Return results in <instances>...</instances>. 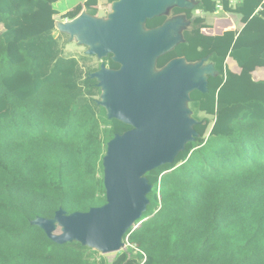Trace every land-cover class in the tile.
<instances>
[{
	"label": "trees",
	"instance_id": "obj_1",
	"mask_svg": "<svg viewBox=\"0 0 264 264\" xmlns=\"http://www.w3.org/2000/svg\"><path fill=\"white\" fill-rule=\"evenodd\" d=\"M58 1L0 0V264H142L144 255L143 264H264V81L253 76L264 67V0H243L235 9L228 1L190 0L194 10H171L193 23L158 69L176 58H209L217 75L207 94L191 95L200 138L173 165L146 175L150 205L126 235L138 251L113 261L80 243L59 245L31 224L61 208L71 214L105 205L108 143L131 130L109 121L95 99V70L65 56L54 37ZM219 4L242 15L241 31L203 33L205 19L193 12L213 14ZM228 58L240 74L227 69ZM110 68L119 65L110 59Z\"/></svg>",
	"mask_w": 264,
	"mask_h": 264
},
{
	"label": "water",
	"instance_id": "obj_2",
	"mask_svg": "<svg viewBox=\"0 0 264 264\" xmlns=\"http://www.w3.org/2000/svg\"><path fill=\"white\" fill-rule=\"evenodd\" d=\"M190 0H115L107 19L82 13L58 23L57 30L87 48L101 61L90 74L101 90L97 105L131 130L108 143L103 160L107 202L88 212L59 209L52 219L37 218L39 227L55 243H80L105 256L125 249L127 233L147 212L153 190L146 175L173 165L186 146L200 138L190 108L194 92H209V77L217 75L204 58L188 63L171 60L158 69V60L184 42L191 22L177 16L147 29L148 21L166 16L173 8L194 10ZM111 57L119 69L106 66Z\"/></svg>",
	"mask_w": 264,
	"mask_h": 264
},
{
	"label": "crops",
	"instance_id": "obj_3",
	"mask_svg": "<svg viewBox=\"0 0 264 264\" xmlns=\"http://www.w3.org/2000/svg\"><path fill=\"white\" fill-rule=\"evenodd\" d=\"M107 1L112 2V0H107ZM107 1L106 0H74V1L59 0L58 2L54 4V9L57 12V15L54 16L56 27L58 23L71 21L65 18V15H67L69 12L73 11L77 7H81L80 15L85 12L97 18L107 19L108 15L112 11V4L105 5ZM216 1L218 3L220 2L222 3V1H228L229 7L231 9H235L238 5H240L243 2V0H216ZM63 2H66V3L72 2V4L67 5L65 8H63L60 11L59 6ZM166 16H167V20L174 18L173 15L172 16L166 15ZM181 16H185V15H181ZM197 17H201L205 19L206 28L204 30L206 31H203V33H205L206 35H211V36L222 35L224 32H227V31H238L239 32L244 27L242 15L232 13V12H227L223 9V6L219 12H215L213 14H204L200 11H194L193 18L195 19ZM208 18H211L212 21H209ZM190 22H191V25L188 30H191V27H192V23H193L192 20ZM4 32H5V27L3 24H1L0 25V35H2ZM54 37L58 38L60 41L62 39H66V42L68 43L67 45H72V46L75 45L74 42H71L70 37L68 35L60 33L59 31L58 32L56 30L54 31ZM61 44L64 47V44L62 43V41H61ZM226 67L230 72L234 74L241 73V68L239 67L237 62L232 58H228L226 60ZM253 76H254V79L257 81H264V67L258 68L253 73ZM207 116L209 117L208 119L213 118V116H209V115ZM200 117L206 118V115L200 114Z\"/></svg>",
	"mask_w": 264,
	"mask_h": 264
},
{
	"label": "rangeland",
	"instance_id": "obj_4",
	"mask_svg": "<svg viewBox=\"0 0 264 264\" xmlns=\"http://www.w3.org/2000/svg\"><path fill=\"white\" fill-rule=\"evenodd\" d=\"M72 1H74V0H72ZM70 4H72V2H68V3L63 2L59 6V10L61 11L63 8H65L67 5H70ZM108 4H112V2L111 1H107V3L105 5H108ZM167 15L168 16H172L173 14L170 11ZM209 17H211V16H209ZM208 20L212 21L211 18H208ZM56 31L58 32L57 28H56ZM61 41L64 44L65 56H67V57H71V56L74 57L75 56L77 59H79L81 61L82 65H83V67L85 68L86 72H87V70L89 71L90 69H94L95 71L99 69L100 64H101L100 60H98L96 57L88 56L86 54L87 48H85L84 46H80L76 42H74L75 43L74 46L67 45L68 43L66 42V39H62ZM100 96H101V90H100V95L96 96L95 99L96 100H100ZM211 120H212V118H211ZM210 127H211V125H210ZM117 254L118 253H116V254H108V255H105L104 258L107 261H113L116 258Z\"/></svg>",
	"mask_w": 264,
	"mask_h": 264
},
{
	"label": "built area",
	"instance_id": "obj_5",
	"mask_svg": "<svg viewBox=\"0 0 264 264\" xmlns=\"http://www.w3.org/2000/svg\"><path fill=\"white\" fill-rule=\"evenodd\" d=\"M217 8H218V10L216 12H219L222 9V6L219 4L217 6ZM203 31H206V30H203ZM215 120L216 119L214 118L213 119V122H215ZM211 129H212V127L208 130V132H207V134L205 136V139L206 140L208 139V137H209V135L211 133ZM137 228H138V226L134 227L133 230H136ZM124 243H125V249L123 250L124 252H127L129 248H133L135 250V252L138 251V249H136V247L131 244V242H130V235H128L127 237H125ZM145 261H146V256L144 255V260H143L142 264L145 263Z\"/></svg>",
	"mask_w": 264,
	"mask_h": 264
},
{
	"label": "clouds",
	"instance_id": "obj_6",
	"mask_svg": "<svg viewBox=\"0 0 264 264\" xmlns=\"http://www.w3.org/2000/svg\"><path fill=\"white\" fill-rule=\"evenodd\" d=\"M109 59H111V57H109V58H106V59H104L105 61V63H106V66L108 67V68H110L109 66H108V63H107V61L109 60ZM101 62V61H100ZM100 68V67H99ZM112 69V68H111ZM97 71V70H96ZM93 73V72H92ZM139 225V224H138ZM139 227V226H138Z\"/></svg>",
	"mask_w": 264,
	"mask_h": 264
},
{
	"label": "flooded vegetation",
	"instance_id": "obj_7",
	"mask_svg": "<svg viewBox=\"0 0 264 264\" xmlns=\"http://www.w3.org/2000/svg\"><path fill=\"white\" fill-rule=\"evenodd\" d=\"M107 63H108V66L110 67V59L107 61Z\"/></svg>",
	"mask_w": 264,
	"mask_h": 264
}]
</instances>
